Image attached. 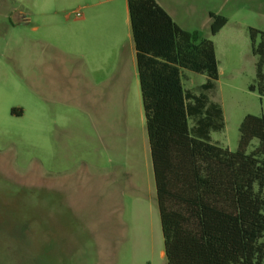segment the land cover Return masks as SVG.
<instances>
[{
  "label": "rangeland",
  "instance_id": "rangeland-1",
  "mask_svg": "<svg viewBox=\"0 0 264 264\" xmlns=\"http://www.w3.org/2000/svg\"><path fill=\"white\" fill-rule=\"evenodd\" d=\"M84 2L0 0V264H167L142 99L107 103L73 78L75 43L61 22ZM160 2L214 42L219 79L208 97L225 127L211 139L235 152L244 118L264 116L250 89V29L264 32V0ZM210 14L228 21L216 36ZM22 15L31 24L18 25ZM182 82L200 95L207 77L185 70Z\"/></svg>",
  "mask_w": 264,
  "mask_h": 264
},
{
  "label": "trees",
  "instance_id": "trees-1",
  "mask_svg": "<svg viewBox=\"0 0 264 264\" xmlns=\"http://www.w3.org/2000/svg\"><path fill=\"white\" fill-rule=\"evenodd\" d=\"M128 12L167 264H264V116L244 118L235 152L214 144L225 127L208 97L219 79L214 42L183 30L156 0H128ZM210 18L216 36L228 21ZM250 38V89L264 97V32ZM185 70L207 77L200 95L184 89Z\"/></svg>",
  "mask_w": 264,
  "mask_h": 264
},
{
  "label": "crops",
  "instance_id": "crops-1",
  "mask_svg": "<svg viewBox=\"0 0 264 264\" xmlns=\"http://www.w3.org/2000/svg\"><path fill=\"white\" fill-rule=\"evenodd\" d=\"M156 1L177 24L160 0ZM80 7L83 11L80 18L70 22L66 17L61 22L64 37L68 36L72 47V42L75 43V52L68 50L78 61L76 77L73 78L86 87L98 89L97 95L106 98L107 103L128 104L132 97L140 99L128 0H86ZM20 19L18 25L31 24L26 15ZM39 28L36 26L33 30L38 31Z\"/></svg>",
  "mask_w": 264,
  "mask_h": 264
},
{
  "label": "built area",
  "instance_id": "built-area-1",
  "mask_svg": "<svg viewBox=\"0 0 264 264\" xmlns=\"http://www.w3.org/2000/svg\"><path fill=\"white\" fill-rule=\"evenodd\" d=\"M81 16H82V14H81L80 12H77V13H76V17H77V18H80Z\"/></svg>",
  "mask_w": 264,
  "mask_h": 264
}]
</instances>
